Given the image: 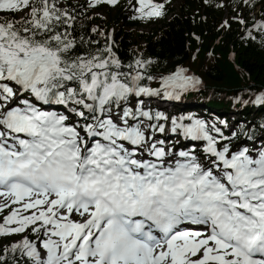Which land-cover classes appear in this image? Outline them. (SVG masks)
Returning a JSON list of instances; mask_svg holds the SVG:
<instances>
[{"label":"snow or ice","instance_id":"6c2138e0","mask_svg":"<svg viewBox=\"0 0 264 264\" xmlns=\"http://www.w3.org/2000/svg\"><path fill=\"white\" fill-rule=\"evenodd\" d=\"M203 3L264 47V11L251 27L241 13L264 0ZM170 4L129 0L131 18ZM120 5L0 0V264H264V135L160 110L204 82L125 63L111 33L84 28Z\"/></svg>","mask_w":264,"mask_h":264},{"label":"trees","instance_id":"16d2710c","mask_svg":"<svg viewBox=\"0 0 264 264\" xmlns=\"http://www.w3.org/2000/svg\"><path fill=\"white\" fill-rule=\"evenodd\" d=\"M228 3L231 5V0ZM262 11L259 7L254 13L241 9L249 27L255 22L252 16L259 20ZM135 13L129 0H121L114 16L90 12V20L81 19L85 29L98 27L111 33L114 50L125 63L142 54L143 58L157 61L154 67L157 74L184 67L204 82L199 92L190 93L178 102L167 101L173 110L159 104L160 110L207 118L221 127L220 121L226 122L228 128L234 123L238 133L250 129L257 136L264 135L260 130L264 124V105L253 103L264 92V47L259 38L257 41L246 38L243 26L231 19L235 15L231 7L217 9L205 5L203 0H181L167 8L162 24L148 31L140 29L139 20L131 18ZM225 19L231 23L228 30L220 28ZM78 31L93 35L90 31ZM93 38L103 41L99 33ZM45 108L64 111L60 105ZM228 128L225 134L230 132ZM237 143L247 145L249 141L242 135Z\"/></svg>","mask_w":264,"mask_h":264},{"label":"rangeland","instance_id":"374dc122","mask_svg":"<svg viewBox=\"0 0 264 264\" xmlns=\"http://www.w3.org/2000/svg\"><path fill=\"white\" fill-rule=\"evenodd\" d=\"M180 1L181 0H176L175 2H173L171 0V4L167 5V8L177 5V3H179ZM118 8H119V6L116 7V8H112L111 6L101 7L99 9H97V12H99V13L105 15V16H114L116 14ZM133 9H135V8H133ZM135 15H138V13H135ZM162 19L163 18H159V19H153V20H150V21L149 20H139L140 24H141L140 29H142L144 31H148L149 29H153L156 26H158L159 24H162V22H163ZM142 42L143 41H140V43H142ZM167 108H168V110L169 109L173 110L171 107H167ZM45 109L46 110H50V109H47V108H45ZM61 112H63V111H61ZM232 117L236 118L237 116H236V114H232ZM205 120H208V119L206 118ZM228 130L229 131H236L235 124L233 123L231 126H229Z\"/></svg>","mask_w":264,"mask_h":264}]
</instances>
